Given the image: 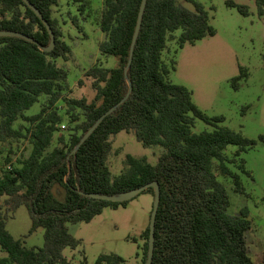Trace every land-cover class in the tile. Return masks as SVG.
<instances>
[{
  "label": "trees",
  "instance_id": "obj_1",
  "mask_svg": "<svg viewBox=\"0 0 264 264\" xmlns=\"http://www.w3.org/2000/svg\"><path fill=\"white\" fill-rule=\"evenodd\" d=\"M29 1L51 25L56 43L46 52L26 39L0 36L2 150L12 152L13 143L19 140L32 144L30 155L21 158L19 165L6 155L8 166L0 174V245L7 252V256H0V264H72L65 250L78 249L81 240L71 233L70 224L89 223L105 208L126 206L131 201L112 202L85 193L116 195L152 182L161 188L152 264H264V257L256 263L248 251L247 232L252 227L249 212H230L229 189L219 177L230 178L236 192L244 194L241 173L230 168L226 150L236 146L240 156L257 142L221 126L224 118L208 117L193 102L186 86L170 80V69L163 60L169 35L178 30L180 47L216 35L206 7L195 0H185L193 4V9L180 0H148L126 76L143 0H104L100 28L106 37L99 49L115 58L116 65L94 66L86 72L96 90L94 101L89 102L65 94L69 74L57 60H68L71 47L63 39L61 23L54 15L61 0ZM66 1L78 4L82 14L89 5L88 0ZM256 4L263 15L264 0H256ZM227 5L249 15L247 5L231 0ZM72 23L79 27L76 17ZM0 31L23 33L43 47L51 44L43 20L24 0H0ZM246 77V70L240 68L232 85L238 89ZM129 81L132 91L128 99L74 153L97 120L127 96ZM42 96L47 101L40 112L26 115ZM61 101L65 114L58 108ZM65 117L69 133L59 135L54 145ZM20 118L23 122L16 126ZM197 119L213 130L194 132ZM124 131L134 134L146 148L162 147L157 162L127 154L124 169L114 175L109 164L113 137ZM260 140L264 142V136ZM239 170L251 175L244 163ZM56 185L65 190L63 200L53 192ZM145 192L155 198L154 188ZM22 206L32 220L29 235L39 228L44 230L41 247H27L7 229V220ZM141 238L142 257L137 264H146L150 224ZM94 264H126V259L103 253Z\"/></svg>",
  "mask_w": 264,
  "mask_h": 264
},
{
  "label": "rangeland",
  "instance_id": "obj_2",
  "mask_svg": "<svg viewBox=\"0 0 264 264\" xmlns=\"http://www.w3.org/2000/svg\"><path fill=\"white\" fill-rule=\"evenodd\" d=\"M202 3L210 13V23L216 29V35L206 37L195 45L180 47L178 38L181 31L169 35L163 60L170 69V80L186 86L192 92L193 102L208 117H222L221 126H226L243 136L253 139L257 144L237 156L238 148L229 146L226 155L231 160L230 168L241 173L245 193L236 192L233 181L219 174L231 196L230 212L240 214L246 209L252 222L247 232L248 251L254 262L260 263L264 257V14L260 15L256 0H231L249 7V15H242L237 8L229 7L230 0H195ZM87 11L82 14L79 5L61 0L54 8V15L59 19L64 32L63 39L71 47L68 60L59 58V66L68 71L65 91L70 98H86L94 101L96 90L93 79L86 72L94 66L113 67L116 59L105 56L99 44L105 39L100 28V19L104 9V0H88ZM186 7L193 9V4L180 0ZM78 19L79 27L72 23ZM174 63V67H173ZM244 68L247 77L236 89L232 79ZM47 97L42 96L35 105L25 112L26 115L39 113ZM61 114H65V103L59 102ZM68 118L56 133V140L61 134L69 132ZM23 119L16 122L19 126ZM194 132L212 131L213 127L197 119ZM0 142V151L2 150ZM113 155L110 167L118 175L125 167L127 154L137 157L146 156L156 163L164 149L160 146L144 147L132 133L121 132L113 137ZM12 152L0 155V174L8 166L6 155L15 165L21 158H26L32 151V144L27 140L15 141ZM9 151V149H8ZM244 163L251 175L240 172L239 165ZM53 192L57 198H65V190L56 185ZM154 198L150 193H141L126 206L107 207L102 214L91 222L70 224L71 233L81 240L78 249L67 248L65 255L72 264H94L99 255L115 253L126 259V264H137L142 257L143 240L141 235L150 224ZM32 220L28 209L20 207L14 216L7 220L8 231L21 239L27 247H41L44 243V230L39 228L29 235ZM0 256L7 252L0 245ZM85 260V263H83Z\"/></svg>",
  "mask_w": 264,
  "mask_h": 264
},
{
  "label": "water",
  "instance_id": "obj_3",
  "mask_svg": "<svg viewBox=\"0 0 264 264\" xmlns=\"http://www.w3.org/2000/svg\"><path fill=\"white\" fill-rule=\"evenodd\" d=\"M24 1L26 2V4L30 8H32L38 14V16L43 20L44 24L46 25L47 29L49 30L50 35H51V44H50V46L49 47H43L35 39L29 37L28 35L20 33V32L0 31V36H12V37L23 38V39H26L28 41H31V42L37 44L38 47L41 50L46 51V52H50L55 47V43H56L55 34L53 32V29H52L51 25L43 17L41 12L29 0H24ZM147 2H148V0H143L141 8H140V13H139V18H138V22H137V27H136V31H135V34H134V38H133V42H132V46H131V51H130V60H129L128 66L125 69L126 76H127L128 70H129V68L131 67V64H132L133 55H134V48H135V44H136V41L138 39V36H139V33H140V29H141V26H142V20H143V16H144V12H145V9H146ZM129 86H130V88H129V92H128L127 96L119 104H117L116 106L112 107L110 110H108L105 114H103L97 120V122L83 136V138L81 139L80 143L75 148L74 153L77 152V150L81 147V145L100 126V124L103 122V120L108 115L113 113L119 107V105L121 103H124L128 99V97H129V95H130V93L132 91V83H131V81H129ZM148 188H154V190H155V198H154L153 210H152L151 221H150L149 252H148V259H147V262H146V264H152L153 256H154V249H155V225H156L157 213H158L159 206H160V201H161V188H160V185L157 182H152V183L146 184V185H144V186H142V187H140L138 189L131 190V191H128V192H123V193L116 194V195H106V194H99V193H85V196L90 197V198L108 200V201H112V202H126V201L133 200L135 197H137L139 194H141L142 192H144Z\"/></svg>",
  "mask_w": 264,
  "mask_h": 264
}]
</instances>
